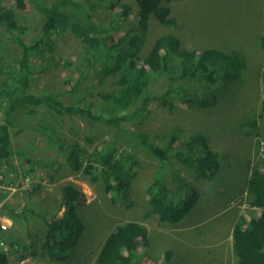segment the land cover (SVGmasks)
Listing matches in <instances>:
<instances>
[{
  "label": "rangeland",
  "instance_id": "rangeland-1",
  "mask_svg": "<svg viewBox=\"0 0 264 264\" xmlns=\"http://www.w3.org/2000/svg\"><path fill=\"white\" fill-rule=\"evenodd\" d=\"M23 1L22 8L15 0H4L2 6L14 12L20 26L26 29L25 43H30L40 22L30 0ZM39 1L48 5L52 0ZM84 1L105 4L110 0ZM103 4L91 11L94 22L101 26L104 34L116 39L127 32L137 40L143 38L141 54H147L157 38L173 35L179 48L196 54L215 49L243 58L245 69L241 76L214 93L216 103L210 108L178 102L169 108L153 103L146 113L124 126L140 130L156 145H164L172 133L180 135L176 148L182 147L187 136L201 135L208 150L217 155L220 168L211 181H196L189 171L178 169L182 177L190 179L202 191L193 208L192 219L170 225L161 221L147 205V187L158 174L156 162L140 155L136 177L124 196L127 200L120 197L113 202L114 193L107 192L102 181V165L91 162L102 144L109 140L108 129L100 131V137L89 143L83 137L84 130L69 128V123L62 124L44 108L35 109L32 116L28 111L21 113L18 121L47 127L54 142L43 132L19 130L12 134L11 157L0 164V194L2 198L3 194L6 196L11 207L17 205L30 211L15 215L2 209L13 219L8 230L0 232V251H5L7 256L5 264H20L21 259L23 264H49L40 246L44 235L42 216L50 219L59 212L60 186L65 183L76 185L84 195L79 205L84 234L69 251L65 264H96L97 253L107 235L126 222H136L147 231V241L138 248L143 264H164L167 261H164L163 252L170 253L169 264H236L231 225L236 220L247 222L248 213L252 212L251 198L245 193V187L264 156V117L260 111L264 99V0H174L169 7L175 24L163 26L152 19L144 35L138 30L134 3L122 1L114 8ZM121 5L130 7L127 16H123ZM51 41L53 50H42L34 59L37 69H44V73L34 77L35 92L67 90L77 75L75 66L84 55V44L71 30L53 35ZM19 52L18 46L12 43L0 51V65L5 71H15ZM174 61L178 67L179 59L174 57ZM91 78L82 94L73 100L91 102L93 110H98L103 104L102 97L114 93L113 82L117 77L104 79L93 72ZM184 88L209 95L200 83L187 82ZM64 100L67 104L72 101L69 97ZM1 111L0 106V117ZM252 122L255 126L250 124ZM73 123L74 128H78V124L83 127L80 121ZM73 148L77 152L85 151L84 156L80 155L82 166L76 172L65 164L63 157V151ZM127 151L126 142H121L115 158ZM88 162L93 168H87ZM163 172L169 175L168 182L172 185L170 171ZM94 174L96 180L91 178ZM30 191L33 192L31 197L27 194ZM128 201L131 206L126 207ZM182 239L186 243H181Z\"/></svg>",
  "mask_w": 264,
  "mask_h": 264
},
{
  "label": "trees",
  "instance_id": "trees-1",
  "mask_svg": "<svg viewBox=\"0 0 264 264\" xmlns=\"http://www.w3.org/2000/svg\"><path fill=\"white\" fill-rule=\"evenodd\" d=\"M3 1L0 0V51L3 52L12 43L18 46L20 52L15 71H5L0 65V79L3 77L0 83V164L11 157L12 134L15 131L43 132L54 142L47 127L37 123L31 126L17 120L21 113L27 111L32 116L35 109L44 108L62 124L69 123V128L84 130L83 137L89 143L100 137V131L108 129L109 140L102 144L91 162L102 165L105 189L114 193L111 201L120 197L127 200L124 196L136 177L137 159L140 155H146L158 167V174L153 176L152 183L147 187V205L161 221L170 225L179 223L193 210L202 190L190 179L182 177L178 169L189 171L196 181H211L220 168L217 155L208 150L201 135L187 136L182 147L176 148L180 135L172 133L164 145H156L140 130L124 126L146 113L153 103L169 108L175 102L210 108L216 103L214 93L241 76L245 69L243 58L215 49L196 54L195 51L179 48V42L173 35L157 38L148 53L141 54L143 38H132L130 32L119 39L104 34L91 14L103 3H86L84 0H52L48 5L39 0H30L40 23L37 31L31 35V42L25 43L23 35L26 29L20 26L13 11L2 6ZM15 1L18 7H24L23 0ZM122 1L136 5L138 30L142 35L152 19L168 27L175 24L169 7L174 0H110L103 5L114 8ZM121 8L124 10L123 16H127L130 7L121 5ZM66 30H71L85 47L81 62L75 66L77 75L65 91L35 92L34 77L44 73V69H37L34 59L42 50L51 52L54 47L51 37ZM3 38H6L5 42ZM262 42L264 47V38ZM174 57L179 59L178 67ZM93 72L104 79L117 77L113 82L116 88L114 93L102 97L103 104L98 110H93L91 102L73 100L82 94L86 83L91 82ZM187 82L202 84L209 95L186 90L184 84ZM66 97L72 99L68 104L64 100ZM260 111L264 117V99ZM73 121H80L83 127L77 123L78 128H74ZM250 124L254 125L255 122ZM121 142H126L128 151L115 158ZM84 153L77 152L76 148L63 151L65 164L76 172L82 166L80 155L84 156ZM26 161L33 163L28 158ZM86 165L93 168L90 162ZM255 168L257 170L248 177L245 193L251 198L249 206L257 208L258 215L255 211L248 213L247 222L240 220L232 229L236 264H264V156ZM166 169L170 171L172 185L168 182L169 175L163 172ZM95 175L91 176L93 180L97 179ZM27 194L31 197L33 192ZM5 197L3 194L2 198L0 194V202ZM83 201L82 191L72 183H65L60 186L61 213L50 219L42 216L44 235L40 246L49 264H65L69 251L84 234L79 210ZM13 206L16 207H11L7 200L2 203V209L14 214L24 215L30 211L26 207ZM125 206H131V202L128 201ZM146 234V229L136 222L118 225L105 238L97 253L96 264H143L138 248L147 241ZM165 255L168 261L170 253L166 252ZM5 260V252L1 251V264H5Z\"/></svg>",
  "mask_w": 264,
  "mask_h": 264
},
{
  "label": "built area",
  "instance_id": "built-area-1",
  "mask_svg": "<svg viewBox=\"0 0 264 264\" xmlns=\"http://www.w3.org/2000/svg\"><path fill=\"white\" fill-rule=\"evenodd\" d=\"M0 181H1V177H0ZM1 188V186H0ZM11 189V188H9ZM6 197L5 199L2 201V203L4 201H6ZM2 203H0V232H6L8 230V228L12 225V220L9 216H7L3 211H2ZM5 252V251H3ZM0 254H1V251H0ZM5 258L7 259V256H6V252H5ZM6 261V260H5ZM24 261L23 259H21L20 261V264H23ZM1 264V262H0Z\"/></svg>",
  "mask_w": 264,
  "mask_h": 264
},
{
  "label": "crops",
  "instance_id": "crops-1",
  "mask_svg": "<svg viewBox=\"0 0 264 264\" xmlns=\"http://www.w3.org/2000/svg\"><path fill=\"white\" fill-rule=\"evenodd\" d=\"M0 203H2V201L0 202ZM193 211V210H192ZM192 211L190 212V213H188L181 221H183V220H187V219H189V218H191L192 219ZM252 211H255V213H256V215H258V209L257 208H252ZM237 223V220L231 225V227H232V229H233V227H234V225ZM178 224V223H177ZM193 237H195V235L193 236ZM194 239V238H193ZM182 242H184V243H186V241H185V239H182L181 240V243ZM164 253V261L166 260V255H165V253L166 252H163ZM167 262H165L166 264H169L170 263V257L169 258H167ZM164 263V264H165Z\"/></svg>",
  "mask_w": 264,
  "mask_h": 264
},
{
  "label": "bare ground",
  "instance_id": "bare-ground-1",
  "mask_svg": "<svg viewBox=\"0 0 264 264\" xmlns=\"http://www.w3.org/2000/svg\"><path fill=\"white\" fill-rule=\"evenodd\" d=\"M164 26V25H163ZM49 27V26H48ZM58 35V34H57ZM15 47V46H14ZM16 54V53H15ZM33 74V73H32ZM1 78H3V77H1ZM20 90V89H19ZM23 210V209H22Z\"/></svg>",
  "mask_w": 264,
  "mask_h": 264
}]
</instances>
